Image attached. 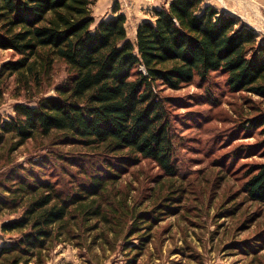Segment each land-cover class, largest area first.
<instances>
[{
    "label": "trees",
    "instance_id": "obj_1",
    "mask_svg": "<svg viewBox=\"0 0 264 264\" xmlns=\"http://www.w3.org/2000/svg\"><path fill=\"white\" fill-rule=\"evenodd\" d=\"M96 1L0 0V49L19 56L1 65L0 81L16 75L25 83L39 84L57 60L70 73L56 95L35 105L18 102L15 116L0 117V146L7 135L21 145L61 133L68 143L105 149L123 160L119 166L107 161L109 169L118 172L114 177L138 155L154 160L172 176L175 143L159 84L179 89L196 76L220 71L233 92L264 101V38L240 16L206 0H169L167 6L154 8L152 19L138 25L133 41L126 14L98 21L93 14ZM249 107L255 114H241L244 127L264 135V108ZM261 149L263 161L250 172L244 189L252 201L264 204V139ZM26 180L15 188L23 192L13 207H22L21 215L1 224L2 236L11 241L0 244V264H47L53 246L66 234L73 207L83 206L88 220L109 221L101 205L89 207L105 192L101 177L88 194L70 200L60 199L46 180ZM9 205L0 198V214ZM141 213L144 216H136L130 233L144 231V244L154 220Z\"/></svg>",
    "mask_w": 264,
    "mask_h": 264
},
{
    "label": "rangeland",
    "instance_id": "obj_2",
    "mask_svg": "<svg viewBox=\"0 0 264 264\" xmlns=\"http://www.w3.org/2000/svg\"><path fill=\"white\" fill-rule=\"evenodd\" d=\"M168 1L97 0L93 14L99 21L125 13L128 36L135 41L138 25L152 19L154 8L167 6ZM206 1L240 16L264 38V0ZM17 58L12 50L0 49V68ZM69 74L67 65L57 60L39 84L25 83L16 75L4 77L0 117L15 116L18 102L35 105L56 95ZM157 88L171 121L174 175L138 155L124 164L117 178L107 161L119 166L123 160L105 149L68 143L61 133L37 136L21 145L7 135L0 146V198L10 205L0 214V244L11 241L2 236V222L22 213V207H13L23 198L15 188L25 178L46 180L60 199L70 200L88 194L101 177L107 187L89 207L101 205L109 212V221L88 220L83 206L73 207L66 234L53 246L47 264H264V204L252 201L244 189L250 172L263 161L264 135L244 127L241 116L255 114L249 106L264 108V101L233 92L220 71L206 78L196 76L179 89L162 84ZM160 210L163 213L158 214ZM140 212L154 220L144 244V231L130 233L136 216H144Z\"/></svg>",
    "mask_w": 264,
    "mask_h": 264
},
{
    "label": "crops",
    "instance_id": "obj_3",
    "mask_svg": "<svg viewBox=\"0 0 264 264\" xmlns=\"http://www.w3.org/2000/svg\"><path fill=\"white\" fill-rule=\"evenodd\" d=\"M114 12V11H113ZM115 13V12H114Z\"/></svg>",
    "mask_w": 264,
    "mask_h": 264
},
{
    "label": "bare ground",
    "instance_id": "obj_4",
    "mask_svg": "<svg viewBox=\"0 0 264 264\" xmlns=\"http://www.w3.org/2000/svg\"><path fill=\"white\" fill-rule=\"evenodd\" d=\"M135 39V38H134Z\"/></svg>",
    "mask_w": 264,
    "mask_h": 264
}]
</instances>
